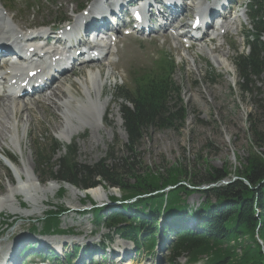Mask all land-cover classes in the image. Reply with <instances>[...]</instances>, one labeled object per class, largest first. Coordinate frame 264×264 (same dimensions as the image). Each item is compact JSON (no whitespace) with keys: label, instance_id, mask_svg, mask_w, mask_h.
<instances>
[{"label":"rangeland","instance_id":"1","mask_svg":"<svg viewBox=\"0 0 264 264\" xmlns=\"http://www.w3.org/2000/svg\"><path fill=\"white\" fill-rule=\"evenodd\" d=\"M88 1L90 0H14L8 2L1 0L0 6L10 16L15 15V21L12 20V23L19 30L24 29L25 26L32 24V22L53 23V21L58 20L63 15L71 16L73 14L72 11L76 8H80L85 4L88 6ZM198 2L200 3L202 0H198ZM28 3L36 6L29 8ZM239 11V14L244 13L245 16V6ZM190 12L192 11L185 10V16ZM228 16L227 18H230ZM245 18L246 24L243 26V33L233 36L234 42L230 47L224 44V48L230 52L227 58L219 51L215 53H209L210 51L202 52L200 49L202 45L193 48L189 52L179 51L175 48L174 43H163L164 37L161 36L162 33L155 40L152 37L136 34L117 44L120 53L118 52L112 54L110 58L108 57L109 60H114L112 63L121 65L118 66V69L111 70L114 74L107 76L111 67L108 64L109 61L107 60L106 62L104 60L103 62L90 65L91 67H83L77 73L72 71L73 74L67 75V79L57 83L55 88L58 90L62 85L70 87L75 99H84L86 95L79 84V80L87 79L89 70L97 72L101 68L104 91L99 101L100 109H104L105 101L109 100V102L108 108L102 117L103 119L98 122L94 121L101 128L102 137L97 135L96 131H94L95 129L91 127L92 125L84 123V126L79 127L76 135L74 134L69 140L63 139L65 135L63 131L65 130L62 128L57 129L53 125L59 120V112L53 111L42 101L44 93L50 92L52 88L44 90L46 92H39L33 99L32 97L27 99L29 102L41 100L38 109L36 108L33 113L29 131L25 135L24 140H22L24 158L26 161L33 163L37 176L42 179L41 185L46 186L49 181L53 180L49 176L48 167L42 165L39 169L38 165L40 164L37 159L39 149L45 151V154L52 153L49 144L50 139H57L64 144L71 143L75 151L76 161L83 165H94L110 155H128L127 144L129 143V137L120 108L122 101L115 97L116 88L125 86L132 89L134 87L132 84L134 71L150 70L151 67L163 59L175 62L174 79L180 85V97L186 110L185 120L179 130L149 129L145 137L135 147L139 155V165L144 168L143 170L150 168L163 172L173 164H179L188 167L191 173H198L203 177L206 176L207 170L211 167L219 169L226 167L229 171L226 181L228 183L236 181L239 178L237 173L241 168V162L249 155L251 150L249 146L250 139H252L251 120L255 124L257 122L256 129L264 133V71L259 76L250 77L248 85L245 84L246 87L243 90L237 67L233 63V58L238 53L248 54L249 52V49L246 48V39L251 26L248 18ZM23 22L24 24H22ZM180 22H182L181 17ZM183 22L185 23V21ZM225 28L221 27V29ZM170 37L176 42V47L179 46L177 38H173L172 35ZM209 44V49L215 47L209 46ZM219 56L223 57L226 66H219L217 63ZM71 84L75 85L79 90L76 91ZM2 98L6 97L3 96ZM74 103L75 101L72 103L73 107L71 108L73 111L76 110ZM92 135L98 138L96 146L95 144L90 145L87 141L88 137ZM4 148L5 152L0 151V188H2V194L7 193L10 185L9 181H12L13 184L15 183L14 186H17L19 177L17 173L12 172L4 165L1 156L7 153L14 157L19 164L17 165V171L19 172L22 165V156L19 150L13 147L8 140L4 143ZM86 150L90 151L91 155L81 152ZM259 150L262 151L263 148ZM66 154L64 150H56L51 158L50 167L58 168V160ZM47 179L51 180L47 181ZM189 180L192 179L188 178L186 181L189 183ZM67 184L77 188L70 183H59L58 189L44 195L38 202L34 213L30 215H25V211H32L34 206L25 201L23 194H18L17 197L19 199L16 198L14 201L16 208L18 207L17 212L5 210L1 213L0 223L1 221L3 223L0 225V243L8 245L23 236L32 237L33 235L31 234L33 233L30 230L39 226L36 223V219H40L47 212V206L68 209L70 212L62 218V225L65 229H70L73 233L77 232L80 234L76 238L51 236L50 239L52 240L94 242L107 235V230L94 226L93 216L90 212L83 217H78L75 210L106 204L112 196L120 199L123 194L121 190L117 187H109L106 185L107 183L103 182L100 187L103 189L104 197L96 198L88 193L84 197H78L65 186ZM62 188L65 189V192L60 197L59 194ZM167 190H170V188H167ZM87 195H89L91 200L86 198ZM183 200H185L189 209H197L201 203L205 202V197H203L201 192L195 191L189 196H183ZM214 200H212V203L215 202ZM138 209L142 208L138 207ZM189 209L188 211H190ZM160 221L164 220L160 219ZM93 231H96L97 235L91 237L90 233H93ZM119 240L115 238L114 241L116 243ZM121 243L125 246H130L128 242ZM240 251L238 249V252ZM167 255L168 251L166 249L159 251L157 256L152 257V259H146L142 255L138 264H169L166 259ZM102 264L110 263L105 262ZM178 264H184V260L180 258Z\"/></svg>","mask_w":264,"mask_h":264},{"label":"trees","instance_id":"2","mask_svg":"<svg viewBox=\"0 0 264 264\" xmlns=\"http://www.w3.org/2000/svg\"><path fill=\"white\" fill-rule=\"evenodd\" d=\"M252 9L256 13L252 16L254 31L249 35V53L239 54L234 60L243 90L250 77L259 76L264 71V0H257ZM174 69V63L165 60L155 70L133 75L132 89L116 88L115 97L122 101L120 108L129 137L127 156L110 155L94 165H83L76 161L72 146L65 147L50 139L52 153L45 154L42 149L37 153L39 169L45 165L51 179L70 183L83 191L101 186L103 182L109 187H117L123 193L122 201L138 199L135 208L147 210L146 214L167 210L169 215H179L189 209L183 196L201 192L205 202L199 209L203 210V216H207L206 221L200 232H189L180 238L171 253L172 258L186 256L189 262H196L207 256L206 264H264V133L256 129L257 122L255 124L250 119L251 150L241 162L237 173L239 178L229 184L223 183L229 176L226 167H211L203 177L179 164H173L163 172L150 168L143 170L139 165L135 147L149 129L179 130L184 124L186 110L180 97V85L174 79ZM63 147L67 154L58 160V168L50 167L54 152ZM188 178L192 179L189 181L193 188L183 184ZM212 184L215 186L199 189ZM169 187L171 189L167 191ZM64 192L62 188L60 197ZM86 198L91 200L89 195ZM111 199L119 198L113 196ZM62 216L61 208L52 206L40 220L44 232L58 231ZM92 216L99 224L112 225L121 236L131 239L136 238L140 227L155 226L139 215L134 218H140V224H127L129 217L122 212L105 218L104 212L96 209ZM153 219L157 220L156 217ZM123 224L126 226L118 227Z\"/></svg>","mask_w":264,"mask_h":264},{"label":"bare ground","instance_id":"3","mask_svg":"<svg viewBox=\"0 0 264 264\" xmlns=\"http://www.w3.org/2000/svg\"><path fill=\"white\" fill-rule=\"evenodd\" d=\"M119 1V0H118ZM126 1V0H122ZM194 5H181V9L176 12L174 9H169L168 10V19L170 22L166 26H163V30L168 34V36H173V38H177L176 40L179 42V36L176 35L174 31H170V29L167 26H176L181 24V26L187 27L188 25L185 24L183 21L180 22V17L183 19L185 16L184 11H192L194 13H201L203 9L204 3L198 2V0H193ZM234 10L236 9V5L240 3V1H235L234 2ZM96 2L94 3V6L92 10L90 11L89 17H92V14L97 10H101V7H98L95 5ZM175 1L172 0V6L175 7ZM178 7V5H177ZM209 16H206L204 18L206 21H208L209 18L213 17L214 14V9L212 5H209ZM98 11V12H99ZM233 10L227 11L224 16V20L221 23V27H226L225 29L231 28L232 25L235 24L236 21H232L230 18H227V15H229ZM153 16H157L153 12ZM4 13L2 8H0V37L2 36H8L10 38H17L18 31L17 29L11 24L10 22V17ZM95 18V20H93ZM99 17H96L94 15L92 18L84 17L83 19H87V27H92V26H103L106 27V29L111 28L112 24L108 22L104 17L99 20L97 19ZM18 22V21H17ZM91 22V24H89ZM77 23V22H76ZM24 24V22L22 23ZM210 25L207 23V26ZM212 25H210L211 28ZM220 27V28H221ZM209 28V29H210ZM21 30V29H19ZM169 31V32H168ZM220 36V33H208L206 38L201 41L202 47L200 48L202 52L210 51L209 53H215L217 51L221 52L224 57H229V51H227L224 48V43L223 41H219L218 44L215 45L214 48L208 47V42H214L215 36ZM208 43V44H206ZM177 45V44H176ZM209 49V50H208ZM108 54L106 56L110 55L113 51L116 52V46L113 47V44L110 43L108 48L105 49ZM120 53V51H118ZM122 54V52H121ZM120 54V56H121ZM5 54L0 53V61L5 59ZM108 56L106 57V60L109 61V65L111 69H109L107 76L114 74L112 71L117 68L118 66H121L119 63H112L113 61L109 60ZM108 58V59H107ZM41 62H45V59H42ZM107 62V61H106ZM217 63L219 66L223 67L226 66V63L220 56L217 58ZM3 67H8L7 63L4 62ZM1 65V66H2ZM108 65V66H109ZM28 70H23L19 69L16 71V73L9 74L8 72H5L3 75L9 79V81L14 80L11 84L13 86L12 92H7L5 89H0V151L5 152L4 148V143L8 140L10 144L15 147L16 149L19 150L21 156H22V165L20 166L21 171H17L18 177H19V183L17 186H14L15 183L13 184L12 181H9L10 185L9 188L7 189L6 194L1 193L0 188V216L1 213L5 210H10L12 212H17V208L15 206L14 201L16 198H18V194H23L25 197V201H27L29 204H32L34 206V209L32 211L28 210L25 211V215H30L33 214L35 211L36 206L38 205V202L41 200V198L46 195L49 192H54L56 189L59 187V183L57 181L51 180L49 181L48 185L43 186L41 185L42 179L39 178L35 172V168L33 163H30L25 160V155L22 147V140H24L25 135L29 131V125L33 119V113L38 109V106L40 104V101H27V99L22 102H17L15 98L13 97L14 95L17 94L16 89H20L19 83L27 80L30 81L31 76H35L36 74L39 73V65L34 64L30 66ZM91 67V66H90ZM82 67L80 68V70ZM37 71L35 73H28L29 71ZM112 70V71H111ZM116 70V69H115ZM24 71V72H23ZM75 71V68L74 70ZM76 72V71H75ZM67 74L66 72L61 76L60 82L64 81L67 79ZM102 70L100 68L99 71H90L88 74V78L84 80H79V84L82 86L83 92L85 93V98L81 100H77L73 97L72 91H70V87L66 86H61V88L58 90L57 88H52L50 92L44 93L42 101L48 105L53 111H58V122L54 123L53 125L56 126L57 129L62 128L65 131V135L63 136V139L69 140L74 134L76 135L77 130L79 127L84 126V123H88L92 125L97 133L98 136H101V128L95 123L102 120L104 113L106 112L108 108V102L109 100L105 101V107L104 109H100V98L103 95L104 91V84H103V77H102ZM3 78L0 76V79ZM22 78V79H21ZM49 79H53V76L47 75L46 78L40 79V80H35V82H45ZM54 80V79H53ZM78 83V82H77ZM53 85V84H52ZM73 88L78 91L79 89L75 86L72 85ZM51 88V86H46L43 88H38L35 92V94L32 96V99L37 96L39 92L42 93V91ZM26 89H22V93H18V95L24 94ZM58 90V92H57ZM16 92V93H14ZM46 92V91H44ZM36 95V96H35ZM5 96L6 98H2ZM31 98V97H30ZM31 100V99H30ZM75 101V107L76 110L73 111L71 109L73 107V102ZM43 103V104H44ZM26 117V118H25ZM101 118V119H100ZM87 124V125H88ZM77 126V127H74ZM89 126V125H88ZM74 127V128H73ZM82 129V128H81ZM80 129V130H81ZM97 137L96 136H90L88 137V142L90 145H97ZM81 151V152H86L87 155H91L90 151ZM6 157L9 158L11 161L14 162V164L17 166L19 165L16 160L10 156L9 154L6 153ZM67 188H69L74 195L78 197H84L85 194H91L92 196L96 198H102L104 197L103 189L102 187L98 186L92 189H88L86 191H81L77 188L72 187L71 185H65ZM75 196V197H76ZM19 199V198H18ZM31 206V205H30ZM25 240V236L21 237L20 239H16L13 241L11 244L5 245L0 243V264H16L19 261L20 258V253L21 250L20 248L23 245V242ZM47 244H50L52 240L45 241ZM125 246V245H124ZM128 247L130 246H125L124 249L125 251H129ZM129 264V263H128Z\"/></svg>","mask_w":264,"mask_h":264},{"label":"water","instance_id":"4","mask_svg":"<svg viewBox=\"0 0 264 264\" xmlns=\"http://www.w3.org/2000/svg\"><path fill=\"white\" fill-rule=\"evenodd\" d=\"M204 188H206V187H204Z\"/></svg>","mask_w":264,"mask_h":264}]
</instances>
